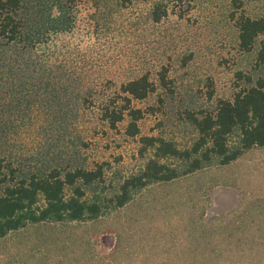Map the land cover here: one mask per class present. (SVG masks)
<instances>
[{
	"label": "rangeland",
	"instance_id": "1",
	"mask_svg": "<svg viewBox=\"0 0 264 264\" xmlns=\"http://www.w3.org/2000/svg\"><path fill=\"white\" fill-rule=\"evenodd\" d=\"M66 1L22 0L32 42L26 49L0 44L2 62L35 87L0 89V162L21 174L101 164L109 194L151 157V150L141 155V137L188 147L198 136L188 112L214 114L219 100H233L264 78V66L256 65L263 38L251 52L240 50L233 0H136L128 7L101 0L99 8L92 0ZM242 4L247 16L264 15V0ZM157 6L168 10L159 22ZM55 18H70L72 28L49 29ZM164 68L173 91L158 85L135 102L154 110L140 122L141 134L126 136V123L111 129L100 110L119 85L146 74L159 84ZM102 188L87 191L92 196ZM0 264H264V148L227 166L151 184L95 220L11 232L0 239Z\"/></svg>",
	"mask_w": 264,
	"mask_h": 264
},
{
	"label": "trees",
	"instance_id": "2",
	"mask_svg": "<svg viewBox=\"0 0 264 264\" xmlns=\"http://www.w3.org/2000/svg\"><path fill=\"white\" fill-rule=\"evenodd\" d=\"M92 1L96 8L100 7L101 0ZM119 1L121 6L128 7L136 0ZM76 2L67 0L65 5ZM233 7L234 15L239 14L236 24L240 50L251 52L263 38L256 65L264 66V15L259 18L247 16L241 11L242 0H233ZM163 8H154L155 22L168 15V10ZM21 9L22 0H0V44L4 48L23 45L26 49L32 42L33 36L24 32ZM66 21L55 18L51 24L53 28L49 29L58 28L56 31L66 32L72 28ZM3 57L0 55V89L6 93H20L28 85L35 89L31 82L16 78L13 67L9 68L6 62H2ZM158 77L159 84L146 74L119 85L115 95L108 98L100 110L102 119L111 129L118 130L122 123H126V136L135 138L141 134L140 122L148 111L154 110L137 108L135 102L147 100L156 93L158 85L173 91L168 68H164ZM248 82L252 83V79L248 78ZM209 97H213V92ZM187 117L198 134L192 145L181 149L163 137H141V155L151 150V157L140 170L122 177L118 189L109 194H105L106 177L101 164L92 168L78 167L66 171L55 168L47 173L24 175L11 163L0 162V183L4 186L0 194V239L11 232L44 222L95 220L126 206L151 184L170 182L212 166H227L255 147L264 148V78L249 88L241 89L233 100H219L214 114L188 112ZM4 169H7V174ZM99 183L103 184L102 193L95 192L90 196L89 186Z\"/></svg>",
	"mask_w": 264,
	"mask_h": 264
}]
</instances>
